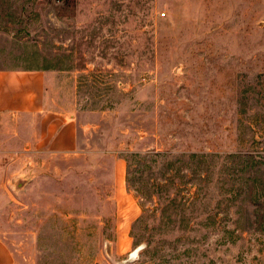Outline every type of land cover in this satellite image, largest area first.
Wrapping results in <instances>:
<instances>
[{
	"label": "rangeland",
	"instance_id": "rangeland-1",
	"mask_svg": "<svg viewBox=\"0 0 264 264\" xmlns=\"http://www.w3.org/2000/svg\"><path fill=\"white\" fill-rule=\"evenodd\" d=\"M262 9L0 0V69L56 72L82 136L58 156L0 130L15 264H264Z\"/></svg>",
	"mask_w": 264,
	"mask_h": 264
},
{
	"label": "crops",
	"instance_id": "crops-1",
	"mask_svg": "<svg viewBox=\"0 0 264 264\" xmlns=\"http://www.w3.org/2000/svg\"><path fill=\"white\" fill-rule=\"evenodd\" d=\"M261 6L264 21V0ZM56 75L53 71L0 69V130L8 137L7 145L58 156L73 155L81 148L73 102L60 98ZM121 171L118 162L119 176ZM0 264H15L3 243Z\"/></svg>",
	"mask_w": 264,
	"mask_h": 264
}]
</instances>
